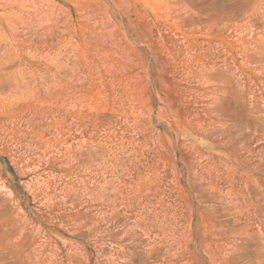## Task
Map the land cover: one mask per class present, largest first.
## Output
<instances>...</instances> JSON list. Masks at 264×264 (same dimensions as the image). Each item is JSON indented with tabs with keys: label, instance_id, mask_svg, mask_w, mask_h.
Returning a JSON list of instances; mask_svg holds the SVG:
<instances>
[{
	"label": "rangeland",
	"instance_id": "rangeland-1",
	"mask_svg": "<svg viewBox=\"0 0 264 264\" xmlns=\"http://www.w3.org/2000/svg\"><path fill=\"white\" fill-rule=\"evenodd\" d=\"M0 264H264V0H0Z\"/></svg>",
	"mask_w": 264,
	"mask_h": 264
}]
</instances>
